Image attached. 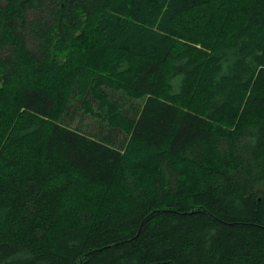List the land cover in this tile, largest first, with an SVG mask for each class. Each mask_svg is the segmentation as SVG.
Instances as JSON below:
<instances>
[{"label": "trees", "instance_id": "16d2710c", "mask_svg": "<svg viewBox=\"0 0 264 264\" xmlns=\"http://www.w3.org/2000/svg\"><path fill=\"white\" fill-rule=\"evenodd\" d=\"M0 264H264V0H0Z\"/></svg>", "mask_w": 264, "mask_h": 264}, {"label": "rangeland", "instance_id": "374dc122", "mask_svg": "<svg viewBox=\"0 0 264 264\" xmlns=\"http://www.w3.org/2000/svg\"><path fill=\"white\" fill-rule=\"evenodd\" d=\"M76 121H79V119L77 118V119H75Z\"/></svg>", "mask_w": 264, "mask_h": 264}]
</instances>
